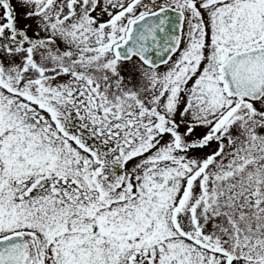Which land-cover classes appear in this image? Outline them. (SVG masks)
<instances>
[{
	"label": "snow or ice",
	"instance_id": "6c2138e0",
	"mask_svg": "<svg viewBox=\"0 0 264 264\" xmlns=\"http://www.w3.org/2000/svg\"><path fill=\"white\" fill-rule=\"evenodd\" d=\"M0 264H264V0H0Z\"/></svg>",
	"mask_w": 264,
	"mask_h": 264
}]
</instances>
